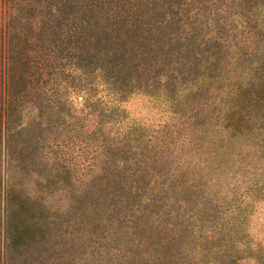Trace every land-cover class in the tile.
<instances>
[{
  "label": "trees",
  "instance_id": "obj_1",
  "mask_svg": "<svg viewBox=\"0 0 264 264\" xmlns=\"http://www.w3.org/2000/svg\"><path fill=\"white\" fill-rule=\"evenodd\" d=\"M203 2L0 0V264H264L249 228L264 200L263 27L249 38L264 0ZM226 62L231 86L209 100L204 78L221 82ZM76 79L113 113L127 90H153L166 121L115 130L98 98L76 112ZM89 142L114 154L98 178ZM199 162L245 177L225 206Z\"/></svg>",
  "mask_w": 264,
  "mask_h": 264
},
{
  "label": "rangeland",
  "instance_id": "obj_2",
  "mask_svg": "<svg viewBox=\"0 0 264 264\" xmlns=\"http://www.w3.org/2000/svg\"><path fill=\"white\" fill-rule=\"evenodd\" d=\"M203 4H204V9L203 12H206L208 10V8L211 7V3L213 1H215L217 4H219L218 9L220 8H225L226 5L229 4L230 8L228 10H231V3H228L231 0H203ZM221 10V9H220ZM236 13H242L244 11V1L240 4V6L237 9H233ZM225 12V11H224ZM223 12V13H224ZM222 13V17L220 19V22L224 21V14ZM245 19V18H244ZM248 19V18H247ZM255 19L257 21V28L255 27V24L250 23V26L253 28L254 32L250 33L249 38H252V41H255V37L254 35L257 33V31H259L258 29L262 28V31L264 32V9L262 7L259 8V10L257 11L256 15H255ZM240 20H243L240 18ZM226 24L228 25H223L220 23L221 26H219L220 28V35L222 36V38L225 39V45L229 44V47L231 49V33H233V31H231V11L229 13V18L226 20ZM249 25V22H248ZM224 58V56H223ZM231 63L226 62V64H224L225 66L222 68V70H220V72H224L225 70H228L227 72L223 73L224 77L222 80H220L221 82H219V79H215L214 76H207L204 78V82L205 85L207 86L208 89L213 90L214 93L209 95V100H213V101H217L219 96L217 93H219L218 88L223 85V88L227 85V86H231V84H229L230 82V78H231ZM155 79V78H154ZM153 79V80H154ZM213 79V80H211ZM216 80V81H215ZM54 83V79L52 78L51 80ZM52 83V84H53ZM86 83V80H78L76 79L74 81V88H72L69 92V98L70 101L72 102L73 107L75 108L76 112H79V110L84 109L85 111H89V112H93V108L91 107V104H93L96 100V98H98L99 100V106H105V110L106 113L104 115H112V121L114 126V129L116 130V127H123L124 125L127 124H132V123H137L140 122L141 124H146L149 122H164L166 121L164 117H162L163 115L160 113H158V109H162L161 107H163V103L161 101L160 95L159 94H155V93H151V91L153 92V90H144L142 91V93L138 94L137 91L135 90H127V92L129 93L125 99L120 100L119 102H117V111L116 113H113L111 111V107L115 106V103L112 104V100L107 96L106 92L104 90H101V87L96 91L94 99L90 98V96L88 95V102L86 103L84 101V98L87 96L84 88V85ZM222 83V84H221ZM150 88L151 89H157V88H164L165 89V82L164 79H156L154 81L150 82ZM189 104H191V106L194 107V102L193 101H185V107H187ZM183 104V106H184ZM43 108V107H42ZM99 112V109H97ZM124 110V112H123ZM92 114H98V113H92ZM99 119L95 118V116L92 118V120L94 121H99L100 119H104V117H102V115L99 113ZM162 117V118H161ZM89 118H91V114L89 116ZM118 118V122L115 123L114 120ZM161 118V119H160ZM87 121V126H85V130H95L94 126L95 123L91 124L90 119H86ZM95 132L97 133V130H95ZM92 136V135H91ZM90 138V137H89ZM89 140V139H88ZM92 144L91 142H89V145ZM91 146V145H90ZM4 143L1 142V146H0V168L2 170V162L4 161ZM106 154H110V155H114L113 153L109 152V151H104V149L102 147H100V145H92L90 152H89V157L91 159V162L93 164L94 167L99 168V173L98 176H93L94 178H98L101 174H103V170H104V166L101 162H103L104 158L107 156ZM133 156V155H132ZM109 157V156H108ZM116 159H119L120 157H122L121 155H116L114 156ZM205 158V155H202V159ZM197 163V159L195 158L192 161H184L183 162V167L185 168V165H190L191 167H195V164ZM200 163V162H199ZM87 164V163H86ZM201 166L204 167V172H208V167H207V163L206 162H202L200 163ZM212 166V165H211ZM182 169V167H181ZM215 174H209V172L207 173L208 175L204 177V184H205V188H206V193H208L210 196H212V200L215 201H219L221 202L222 206H225L228 202L231 201L232 195H233V187L236 185L237 183V178H243L245 179V177H242L243 174H238V177H233L234 175L231 172V168L229 170H224V168H217L214 169ZM219 172H223V173H219ZM90 175L86 176L88 177L87 180L92 179L93 177H89ZM210 209H212V205L209 206ZM1 218V216H0ZM249 228L251 229V233L253 235L254 240L257 241H261L264 244V200H260L257 202V204L255 205V209H254V213L251 217L250 220V226Z\"/></svg>",
  "mask_w": 264,
  "mask_h": 264
}]
</instances>
